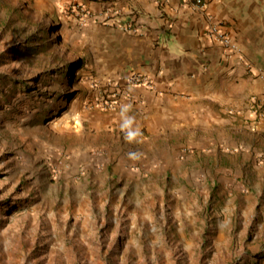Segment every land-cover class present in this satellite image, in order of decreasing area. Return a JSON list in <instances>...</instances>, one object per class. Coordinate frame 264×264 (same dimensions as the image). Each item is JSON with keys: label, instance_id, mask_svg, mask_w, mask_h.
I'll return each instance as SVG.
<instances>
[{"label": "rangeland", "instance_id": "obj_1", "mask_svg": "<svg viewBox=\"0 0 264 264\" xmlns=\"http://www.w3.org/2000/svg\"><path fill=\"white\" fill-rule=\"evenodd\" d=\"M124 2L0 0V264H264V183L231 151L133 137L107 168L83 90Z\"/></svg>", "mask_w": 264, "mask_h": 264}, {"label": "crops", "instance_id": "obj_2", "mask_svg": "<svg viewBox=\"0 0 264 264\" xmlns=\"http://www.w3.org/2000/svg\"><path fill=\"white\" fill-rule=\"evenodd\" d=\"M204 2L200 10L191 0H125L113 19L121 30L109 29L105 56L83 90L88 106L97 107L92 124L106 125L114 139L107 161L113 176L132 165L123 158L135 137L169 147L213 143L216 167L231 151V173L264 183V0ZM209 18L223 24L241 55L210 35ZM129 25L137 32L123 29ZM134 73L148 76L155 88L114 87ZM115 92L121 93L116 107L103 108ZM203 153L198 157L211 156Z\"/></svg>", "mask_w": 264, "mask_h": 264}, {"label": "built area", "instance_id": "obj_3", "mask_svg": "<svg viewBox=\"0 0 264 264\" xmlns=\"http://www.w3.org/2000/svg\"><path fill=\"white\" fill-rule=\"evenodd\" d=\"M195 7L203 10L205 6L204 0H191ZM209 32L212 37L217 39L223 46V48L232 54L241 55V48L239 45L232 40V38L224 31L223 24L220 22L213 21L212 18H209ZM125 31L137 32V28L133 26H123ZM110 84H112L110 82ZM114 87L117 89H122V86H142L148 89H154V82L145 75L142 74H131L124 78L121 82H113ZM121 93L115 92L113 99L105 100L102 103V107L105 109H113L117 105L116 99L120 96Z\"/></svg>", "mask_w": 264, "mask_h": 264}, {"label": "clouds", "instance_id": "obj_4", "mask_svg": "<svg viewBox=\"0 0 264 264\" xmlns=\"http://www.w3.org/2000/svg\"><path fill=\"white\" fill-rule=\"evenodd\" d=\"M128 121H126V123H127ZM133 155H135V154H133Z\"/></svg>", "mask_w": 264, "mask_h": 264}, {"label": "bare ground", "instance_id": "obj_5", "mask_svg": "<svg viewBox=\"0 0 264 264\" xmlns=\"http://www.w3.org/2000/svg\"><path fill=\"white\" fill-rule=\"evenodd\" d=\"M74 58V57H73ZM71 61H73V60H71Z\"/></svg>", "mask_w": 264, "mask_h": 264}]
</instances>
